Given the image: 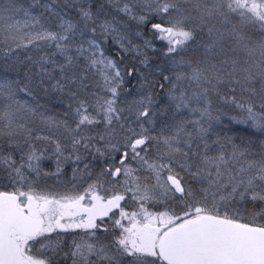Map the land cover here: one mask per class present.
Wrapping results in <instances>:
<instances>
[{"label": "snow or ice", "instance_id": "obj_1", "mask_svg": "<svg viewBox=\"0 0 264 264\" xmlns=\"http://www.w3.org/2000/svg\"><path fill=\"white\" fill-rule=\"evenodd\" d=\"M0 264H264V0H0Z\"/></svg>", "mask_w": 264, "mask_h": 264}]
</instances>
